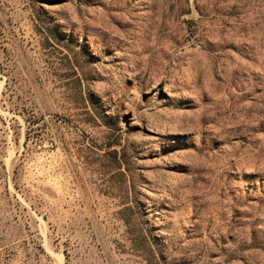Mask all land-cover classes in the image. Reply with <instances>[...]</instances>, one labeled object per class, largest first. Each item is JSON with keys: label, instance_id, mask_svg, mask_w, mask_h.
Instances as JSON below:
<instances>
[{"label": "rangeland", "instance_id": "obj_1", "mask_svg": "<svg viewBox=\"0 0 264 264\" xmlns=\"http://www.w3.org/2000/svg\"><path fill=\"white\" fill-rule=\"evenodd\" d=\"M0 264H264V0H0Z\"/></svg>", "mask_w": 264, "mask_h": 264}]
</instances>
